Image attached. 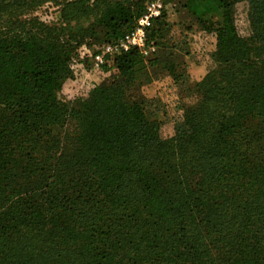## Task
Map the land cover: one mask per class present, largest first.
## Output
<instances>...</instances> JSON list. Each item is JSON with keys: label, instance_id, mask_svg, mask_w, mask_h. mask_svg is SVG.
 I'll list each match as a JSON object with an SVG mask.
<instances>
[{"label": "trees", "instance_id": "obj_1", "mask_svg": "<svg viewBox=\"0 0 264 264\" xmlns=\"http://www.w3.org/2000/svg\"><path fill=\"white\" fill-rule=\"evenodd\" d=\"M147 1L66 2L95 12L78 38L0 32V264H264V0L187 1L215 66L172 134L127 97L149 64L137 48L103 68L116 78L65 93L80 48L120 39Z\"/></svg>", "mask_w": 264, "mask_h": 264}, {"label": "rangeland", "instance_id": "obj_2", "mask_svg": "<svg viewBox=\"0 0 264 264\" xmlns=\"http://www.w3.org/2000/svg\"><path fill=\"white\" fill-rule=\"evenodd\" d=\"M71 1L75 0H25L21 3L7 0L0 5V32L19 24H24L27 27L50 24L54 28L65 27L64 34L78 38L82 30L95 20V12L92 13L90 8L93 6L94 0H89L90 7L78 3L67 8L66 2ZM154 2L161 5L157 16L160 17L165 9L164 0H148L144 14L148 12ZM245 6V4H241V7ZM83 7L86 9V13L83 12ZM63 8H65L64 12ZM239 12L242 11L239 10ZM245 16V13L240 15L237 22L241 31L246 34L248 23ZM157 17L152 19L149 34L154 28L153 24ZM196 25V27H192V31L173 37L174 41L170 43L163 40V37L159 45H153L155 40H149V45L152 46L148 45L149 52L144 54L145 60L149 62L146 72L126 85L122 83L125 86L128 99L142 104L150 120L165 122L167 132H171L170 134H172L173 127L171 120L182 113V110H179L180 103L196 101V97L190 95L195 88V83L202 80L215 66L212 58V54L215 52V38L208 34L200 24ZM100 33L102 34L101 30ZM99 48V45H96L91 50L98 51ZM80 52H84V50L80 48L78 54ZM72 69L74 79L69 81L65 92L71 98L94 84H101L104 80L116 78L114 74L117 73L102 69L97 71V74L88 76L82 72L81 67ZM163 70H167V72H163Z\"/></svg>", "mask_w": 264, "mask_h": 264}, {"label": "built area", "instance_id": "obj_3", "mask_svg": "<svg viewBox=\"0 0 264 264\" xmlns=\"http://www.w3.org/2000/svg\"><path fill=\"white\" fill-rule=\"evenodd\" d=\"M160 7L159 3H152L148 12L138 19L132 30L117 41L101 46L98 51H92L86 45L82 46L81 50H84V52H80L72 68L81 67L82 72L90 76L91 74H97V71L102 70L107 65H113L115 58L122 52L137 48L145 54L148 50L147 30L152 23V19L158 16Z\"/></svg>", "mask_w": 264, "mask_h": 264}, {"label": "crops", "instance_id": "obj_4", "mask_svg": "<svg viewBox=\"0 0 264 264\" xmlns=\"http://www.w3.org/2000/svg\"><path fill=\"white\" fill-rule=\"evenodd\" d=\"M187 1L188 0H171L169 3L165 4L167 14L166 20L169 27L164 32L163 36L165 37V41H168L169 43L174 41V39H172L173 37L188 33L192 31V27L197 26L195 16L192 15L187 8ZM148 50L146 53L149 52ZM163 72H167V70H163Z\"/></svg>", "mask_w": 264, "mask_h": 264}]
</instances>
